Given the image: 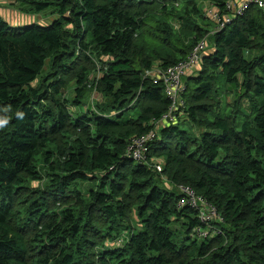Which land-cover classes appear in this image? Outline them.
<instances>
[{
	"label": "trees",
	"instance_id": "1",
	"mask_svg": "<svg viewBox=\"0 0 264 264\" xmlns=\"http://www.w3.org/2000/svg\"><path fill=\"white\" fill-rule=\"evenodd\" d=\"M18 1L53 15L18 25L0 16V264H264V8ZM202 41L183 105L159 124L173 102L147 72L160 75ZM93 91L105 101L84 111ZM152 131L145 159H133L134 139ZM83 181L93 183L86 193L72 188ZM178 184L214 203L224 222L197 236L207 227L179 205Z\"/></svg>",
	"mask_w": 264,
	"mask_h": 264
},
{
	"label": "built area",
	"instance_id": "2",
	"mask_svg": "<svg viewBox=\"0 0 264 264\" xmlns=\"http://www.w3.org/2000/svg\"><path fill=\"white\" fill-rule=\"evenodd\" d=\"M236 2L237 12L241 13L245 9L249 2L257 4L260 8H264V0H231L229 1L230 6L232 3ZM212 17L218 19L217 12L212 13ZM225 23V22H223ZM205 42H201L198 46L195 47L193 52L189 55L186 60H183L176 65L170 66L166 71L161 72L160 75L155 74L152 71L147 72V75L152 77L158 76L159 81L162 80L165 85V91L172 100V105L169 108L168 112L163 115L162 119L159 121V124H164L168 121L175 120L176 114L175 111L179 106L183 105L181 95L185 90V77L195 72L198 68L201 57L202 50L204 49ZM154 131H152L148 136L141 139H134L129 150L133 152V159L139 161L145 159V143L152 139ZM156 169L159 172H162L163 166L161 162H156ZM178 190L181 192L180 204L181 206L188 205L191 208L195 209L197 216L201 219L204 226L207 228L197 227L195 228V234L197 236L207 235V231L211 229L212 224L215 222H224V217L214 203L209 201L204 195L199 194L196 190L190 185L178 184ZM208 229V230H206ZM221 232V231H220ZM121 241H118V243Z\"/></svg>",
	"mask_w": 264,
	"mask_h": 264
},
{
	"label": "rangeland",
	"instance_id": "3",
	"mask_svg": "<svg viewBox=\"0 0 264 264\" xmlns=\"http://www.w3.org/2000/svg\"><path fill=\"white\" fill-rule=\"evenodd\" d=\"M199 1L201 4H203V0H199ZM206 4L207 5L204 9L205 13L212 15L210 4L208 2ZM51 15H53V14L51 13L50 10L41 12L40 15L37 13L26 12L24 10L23 4L19 3L18 0H0V16L4 17L7 21H9L11 24H14V25L27 24L29 21L30 22L47 23L50 20V18H46V17L51 16ZM80 62H82V61L80 60ZM96 65H98L97 61H96ZM100 74H101L100 71L98 72V70H93L92 74L90 75V78H94L95 76L99 77ZM70 76H72V75H67L68 84H67V86H64V89L67 91V94L69 96L74 97V96H76V93H75L76 81L73 80ZM230 88H231V86H229V89ZM231 97H233L232 94L229 95L230 100L232 99ZM104 101H105L104 96L101 93H99L98 91H93L88 96H86L84 98L85 106H83V109H84V111L87 110V107L97 109L98 104H102ZM70 109L74 114H76L82 109V107H78L75 104H71ZM196 132L200 133V129L196 128ZM57 156H58V154H55L54 157L56 158ZM39 158H41V157L39 156ZM155 160H158L157 157H155ZM162 160H163V158L160 157L161 162H163ZM39 165L41 167L45 168L42 164V161L40 162ZM43 171L46 175L45 169H43ZM43 183L44 184L46 183V179L44 180ZM92 186H93L92 182L83 181V182H79V183L74 184L72 186V188H78V189L82 190L83 193H86ZM65 205L66 204H64V203L61 205L57 204L55 209H58V208L60 209V208L64 207ZM137 215L138 214L136 212L131 211L129 220H130V224L133 227L140 228L141 223L136 220V218H138ZM173 227L176 230H179L183 234V236L185 235V233H187L186 228H184L183 223L181 221L175 223ZM122 231H123V233H126V229H123ZM213 236H215V234L212 235V237ZM195 237H197V236H195ZM107 241H108V243L113 242L110 239H108Z\"/></svg>",
	"mask_w": 264,
	"mask_h": 264
}]
</instances>
